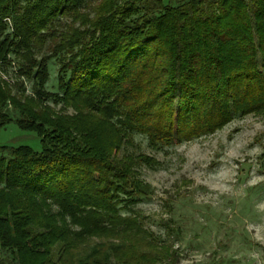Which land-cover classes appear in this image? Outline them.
Listing matches in <instances>:
<instances>
[{
	"label": "trees",
	"instance_id": "trees-1",
	"mask_svg": "<svg viewBox=\"0 0 264 264\" xmlns=\"http://www.w3.org/2000/svg\"><path fill=\"white\" fill-rule=\"evenodd\" d=\"M10 52L29 55L24 68L40 96L79 114L1 103L0 127L15 121L42 148L0 145V264H25V255L36 264L82 258L35 249L46 234L30 229L37 202L39 212L50 202L63 218L87 219L86 230L105 220L128 225L119 204L150 193L133 160L114 156L134 134L164 147L264 108V0H0V59ZM53 58L56 92L46 87ZM50 229L62 242L63 227ZM111 256L118 264L158 259L112 248L96 255Z\"/></svg>",
	"mask_w": 264,
	"mask_h": 264
},
{
	"label": "rangeland",
	"instance_id": "rangeland-1",
	"mask_svg": "<svg viewBox=\"0 0 264 264\" xmlns=\"http://www.w3.org/2000/svg\"><path fill=\"white\" fill-rule=\"evenodd\" d=\"M70 21L64 18V28ZM46 52L37 53L38 58ZM27 58L10 52L0 59V105L9 101L30 114L49 109L52 117L78 115L38 94L36 80L24 68ZM59 67L57 59L49 61L48 91H58ZM0 145L42 148L40 137L15 121L0 127ZM114 153L117 159L133 160L134 175L150 189L142 200L119 204L128 225L122 229L105 220L86 230L87 219L63 218L50 202H41L39 212L37 202L30 229L46 233L37 251H70L82 256L77 264H118L112 256L96 257L110 248L155 254L156 264H264V108L236 115L209 135L164 147L136 133L131 144ZM47 220L63 227L62 242L52 236ZM23 259L36 264L31 256Z\"/></svg>",
	"mask_w": 264,
	"mask_h": 264
}]
</instances>
